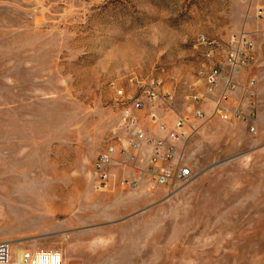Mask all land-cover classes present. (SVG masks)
I'll return each mask as SVG.
<instances>
[{
	"label": "rangeland",
	"instance_id": "rangeland-1",
	"mask_svg": "<svg viewBox=\"0 0 264 264\" xmlns=\"http://www.w3.org/2000/svg\"><path fill=\"white\" fill-rule=\"evenodd\" d=\"M199 34L216 41L214 56ZM238 34L252 46L233 73L225 53ZM212 66L221 76L207 94L198 72ZM152 75L170 108L140 99L124 120L136 80ZM189 92L205 113L182 150L190 179L172 192L123 187L118 152L97 189V153L121 150L135 127L158 135L152 114L190 118ZM252 99L254 131L215 113L247 114ZM1 240L12 260L53 249L63 264H264V0H0Z\"/></svg>",
	"mask_w": 264,
	"mask_h": 264
},
{
	"label": "built area",
	"instance_id": "built-area-1",
	"mask_svg": "<svg viewBox=\"0 0 264 264\" xmlns=\"http://www.w3.org/2000/svg\"><path fill=\"white\" fill-rule=\"evenodd\" d=\"M197 43L204 46L207 56H214L218 50L216 41L204 34L196 37ZM230 47L225 53V62L233 73H237L244 64V50L252 46V41L246 35L238 34L230 37ZM198 74L203 78L206 93L213 94L218 84L221 71L217 66L200 68ZM139 88V96L131 103H126L122 108L124 120H131L133 108L143 107L145 100L150 104H156L161 108H170L174 96L164 87L161 78L157 76H146L136 80ZM115 88L116 94L124 97L123 89ZM235 84L227 79L223 91L219 94L220 102L226 103L233 94ZM245 89L249 97L253 98L255 93V78L249 77ZM187 99L192 104L190 118L177 116L173 123L167 124L157 115L152 114L156 122L159 134L151 136L142 127H135L131 137L125 141V145L118 150L115 145L107 144L96 155L92 169L95 175V187L99 190L110 186L113 167L117 161L118 152L124 153L121 165L124 167L121 178V186L132 189H143L155 191L165 189L172 192L176 186L186 183L192 176V171L182 156V150L189 135L195 132L205 113L198 106L201 96L196 92H189ZM255 103L250 101L249 112L243 113L237 108L232 114L220 105L216 107L215 113L223 119L238 118L243 120L248 130L254 131L255 127L249 122L254 114ZM0 264H63V256L57 250L23 249L15 260H12V248L5 240L0 241Z\"/></svg>",
	"mask_w": 264,
	"mask_h": 264
}]
</instances>
